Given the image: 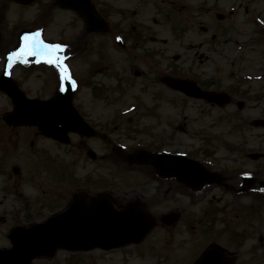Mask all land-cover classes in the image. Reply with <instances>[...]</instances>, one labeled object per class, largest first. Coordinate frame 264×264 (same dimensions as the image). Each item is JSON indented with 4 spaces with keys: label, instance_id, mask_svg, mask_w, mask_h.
I'll return each mask as SVG.
<instances>
[{
    "label": "rangeland",
    "instance_id": "374dc122",
    "mask_svg": "<svg viewBox=\"0 0 264 264\" xmlns=\"http://www.w3.org/2000/svg\"><path fill=\"white\" fill-rule=\"evenodd\" d=\"M239 1L243 7L223 21L207 13L160 12L148 7L136 10L137 5L132 0H98L99 10L112 26L100 34L80 31L84 30L82 19L74 20V15L70 14H63L66 16L64 28L53 24L54 21L48 22L49 15L45 19L39 15L42 20L38 24L47 29L50 45L51 41L59 46L64 44L68 51L71 49V53L76 54L72 64L83 86L78 88L74 101L97 128L102 123L111 124L114 143L122 144L123 150L161 141L159 145H164L168 151L196 154L201 158L206 154L213 165L223 167L230 181L228 188L207 191L205 195H209L208 198L222 196L226 203H219L226 208L227 204L233 206H229V211L241 202L240 210L245 206L247 213L254 200L247 201L248 195L236 196L235 190L240 186L235 177L237 170L264 177V128L253 124L256 118H264V0H254L253 6L248 7L246 0ZM13 3L0 0V29L9 31L6 43L12 38L16 42L18 33L29 25L34 12L27 11L39 6L43 10L55 7L52 0H35L32 6L10 8ZM125 4L127 7L121 9ZM9 9L13 15L7 13ZM54 11L58 9L52 8L50 15ZM191 23L212 27L211 33L221 32L219 39L212 41L197 29L191 30ZM116 33L129 44L125 47L117 44L113 39ZM38 36L41 40V30ZM59 36V41H55L54 37ZM10 48L11 45L5 44L1 54L11 53ZM18 64L21 62L16 57L10 65L12 71ZM2 66L0 62V69ZM16 71H20L19 67ZM41 72L29 74L27 83H31L34 93L47 92V96L50 91L44 85L54 71ZM164 72L195 80L208 89L227 91L233 102L217 107L175 93L162 84L160 75ZM52 81L57 84L56 77ZM7 105L6 98L0 96V117ZM113 117H120V123ZM173 137L170 143L168 140ZM72 142L63 146L46 138L37 127L8 128L0 124V160L3 161L0 162V247L10 248L7 234L14 226L28 227L44 222L63 211L69 199L80 191L88 198L99 192L118 196L127 192L134 197L139 194L148 198L155 192L153 175L151 179L144 171L123 167L115 154L107 153L105 159L97 162L87 157L84 146L92 147L99 154L106 153L111 146L107 140L78 138ZM251 153L261 154L260 159L250 158ZM239 164L245 166L235 170L233 167ZM15 167L20 169L18 173L14 172ZM70 174L76 179L70 178ZM179 193L177 212L186 209L185 212L190 213V206L194 205L187 196L192 197L193 193L184 186H179ZM237 213L242 215V212ZM258 213L264 219V210ZM165 234L180 235L172 229L156 226L145 243L149 251L166 252L161 248ZM88 254L96 264L172 263L168 257H154L151 252L147 260L132 252L127 261L115 258L113 262L96 250ZM169 255L173 256L174 251ZM65 256V251L60 250L53 258L42 256L31 264H73L67 262ZM83 261L75 263L88 262Z\"/></svg>",
    "mask_w": 264,
    "mask_h": 264
},
{
    "label": "flooded vegetation",
    "instance_id": "af4514ba",
    "mask_svg": "<svg viewBox=\"0 0 264 264\" xmlns=\"http://www.w3.org/2000/svg\"><path fill=\"white\" fill-rule=\"evenodd\" d=\"M16 2L17 0H12ZM121 2V0H116ZM227 1L226 3H223ZM230 0H132V3L137 5L136 10L139 8L148 7L155 11H182L186 13H207L211 14L212 17L217 21H223L229 17L234 16L239 11L240 5L239 0H233L227 4ZM254 0H246V6H253ZM18 3V2H17ZM93 7L96 10V0H92ZM132 4V5H133ZM129 6L128 8L132 7ZM240 5V6H239ZM124 9L127 5H121ZM55 8V7H52ZM127 9V8H126ZM248 11V8L246 9ZM133 11V9H131ZM136 12V11H135ZM264 19V16H262ZM62 20V13L54 15L51 22L56 23V20ZM191 30L197 29L201 33L205 34L209 39L215 41L219 39L221 32H213L212 27L202 25L200 23H191ZM203 27V29H202ZM7 36V37H6ZM9 38V31L6 29H0V56L6 55L1 54L3 46L11 45L9 49L12 53L13 51V41L14 38L6 40ZM10 53L6 56L8 57ZM57 56V54H52ZM41 55L40 58H44ZM15 59L12 57L11 62ZM20 71L16 70L13 73V79L16 85L30 98L41 97L40 95L34 93L32 90L31 83H27L29 80V74L34 72L37 66H34L32 60L27 59ZM42 61V59H41ZM9 61L3 62L2 69H0V76L4 69H8ZM140 73V71H137ZM174 76V73H170ZM178 77V76H176ZM33 85V84H32ZM49 90L52 88V78H49V82L46 85ZM4 92L0 88V96L4 95ZM9 97V96H8ZM7 97V98H8ZM10 98V97H9ZM8 98L9 108L13 107L12 99ZM4 122V117L1 119ZM170 143L174 141V137L168 140ZM161 141L152 142L146 145L147 150L158 153V152H169L178 153L177 151L167 150ZM167 150V151H166ZM111 151H117L122 162L129 168L135 169L137 172L144 171L147 176L151 177L153 175L154 184L156 185L155 192L152 196L148 198H142L136 195L134 197L132 193L124 192V196H118L117 194H112V200L116 207H123L124 205L138 201L144 210L151 213L156 220V225L163 226L168 229H172L174 232H178L179 237L172 236V234H165L166 238L161 244L163 249H171L174 251L172 259H168L173 264H196L200 257L206 255L205 264H264V232L262 227L264 226V219L261 218V214L255 212L260 208V197H248L247 201H254L249 204V212L246 213L245 206L243 210L240 208L243 203L239 202L237 208L233 211H229V206L227 208L219 202H223L224 198L212 196L210 198L204 197V192L191 197L187 196L189 203L194 205L190 206L191 212H185L186 209H182V213L177 212L179 209V186L182 183L179 178L164 177L157 174L156 170L151 165L144 166H133L128 165V157L130 151L122 153V149L112 148ZM206 151H203L205 153ZM190 156V155H189ZM204 158H198L210 171H214L218 174H222L223 168L217 169L211 167L207 163V155L203 154ZM191 157L197 159V155H192ZM221 181H217L215 186L228 188L227 177L221 175ZM208 188L212 187V184L203 185ZM204 188V187H203ZM225 202V201H224ZM226 203V202H225ZM176 205V207H175ZM201 205V206H200ZM240 207L238 208V206ZM242 212L240 216L237 212ZM183 234V235H182ZM254 242L249 244L250 242ZM172 242V243H171ZM149 250L147 245H130L121 247L119 249H112L109 251L100 249V252L107 253L110 256V261L113 262L115 258H120L122 261H127L131 257L132 252L138 254L140 259L146 258V253ZM132 259V258H131Z\"/></svg>",
    "mask_w": 264,
    "mask_h": 264
},
{
    "label": "water",
    "instance_id": "95a60500",
    "mask_svg": "<svg viewBox=\"0 0 264 264\" xmlns=\"http://www.w3.org/2000/svg\"><path fill=\"white\" fill-rule=\"evenodd\" d=\"M58 1L61 5L78 6L81 13L88 18L90 28H93L95 19L92 13L86 10L83 1ZM168 83L188 95L218 104H223L229 99L226 94L204 92L196 84L186 80H169ZM2 86L16 100L15 111L7 116L8 123L36 124L45 135L62 141H66L65 134L70 129L78 130L82 134H92V129L82 123L72 106L70 87L51 100L35 99L23 104L19 102L24 99L17 88L7 84ZM152 224V219L135 207L130 206L126 211L118 213L103 199L97 198L91 205H86L82 197H78L66 212L49 218L45 223L28 229H14L10 235L14 245L10 254L22 255L30 260L37 255L51 254L58 246L85 250L101 245L111 247L128 238L141 240Z\"/></svg>",
    "mask_w": 264,
    "mask_h": 264
},
{
    "label": "snow or ice",
    "instance_id": "6c2138e0",
    "mask_svg": "<svg viewBox=\"0 0 264 264\" xmlns=\"http://www.w3.org/2000/svg\"><path fill=\"white\" fill-rule=\"evenodd\" d=\"M38 35H39L38 32L37 33L26 34L23 37V40H24L25 43L23 44L22 48L18 52L10 53L9 56H8V59L11 60L13 56L22 55L25 50L31 51L32 47H37V49H39V48L48 49L47 58L45 60L46 63H49V64L56 63V64H58L59 63V58L53 56L52 53L54 51H59L60 50V46L59 45L49 46V45L39 44V42L35 41V39H34ZM61 71L63 72V69Z\"/></svg>",
    "mask_w": 264,
    "mask_h": 264
}]
</instances>
